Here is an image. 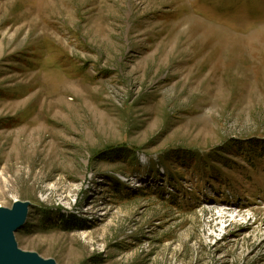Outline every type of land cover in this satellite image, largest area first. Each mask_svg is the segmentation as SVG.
Returning a JSON list of instances; mask_svg holds the SVG:
<instances>
[{
    "label": "rangeland",
    "instance_id": "rangeland-1",
    "mask_svg": "<svg viewBox=\"0 0 264 264\" xmlns=\"http://www.w3.org/2000/svg\"><path fill=\"white\" fill-rule=\"evenodd\" d=\"M261 141L264 0H0V207L32 204L19 249L264 264Z\"/></svg>",
    "mask_w": 264,
    "mask_h": 264
},
{
    "label": "water",
    "instance_id": "water-1",
    "mask_svg": "<svg viewBox=\"0 0 264 264\" xmlns=\"http://www.w3.org/2000/svg\"><path fill=\"white\" fill-rule=\"evenodd\" d=\"M30 206V203L16 202L12 209L0 207V264H57L18 247L15 233L27 223Z\"/></svg>",
    "mask_w": 264,
    "mask_h": 264
},
{
    "label": "trees",
    "instance_id": "trees-1",
    "mask_svg": "<svg viewBox=\"0 0 264 264\" xmlns=\"http://www.w3.org/2000/svg\"><path fill=\"white\" fill-rule=\"evenodd\" d=\"M247 142H249V141H247ZM257 143H259L258 142V140H254L252 143H250V145H257ZM261 145H264V142L263 141H261V143H260ZM251 146V147H252ZM250 147V146H249ZM254 147V146H253ZM234 148H239V149H243L244 148V146H242V145H240V144H236L235 146H234ZM118 153H121L122 155H124L125 154V152L123 151V152H118ZM117 154V153H116ZM115 154V155H116ZM247 155H250V156H252L253 154H251V153H248ZM190 156H193V154L191 153V152H189V154H188V157H190ZM221 157H224V156H221ZM198 160V158H195L194 159V162H196ZM221 178H223V176H221ZM44 213V212H43ZM74 220V219H73ZM75 221V222H74ZM73 222H71V221H69V223H70V225H72V224H75V223H78V222H76V220H74ZM27 228V227H26Z\"/></svg>",
    "mask_w": 264,
    "mask_h": 264
}]
</instances>
